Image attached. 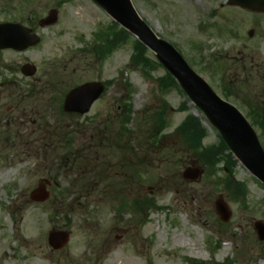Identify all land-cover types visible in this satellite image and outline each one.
<instances>
[{
	"label": "rangeland",
	"instance_id": "rangeland-1",
	"mask_svg": "<svg viewBox=\"0 0 264 264\" xmlns=\"http://www.w3.org/2000/svg\"><path fill=\"white\" fill-rule=\"evenodd\" d=\"M132 1L219 95L250 120L264 115V13L227 0ZM55 8L57 23L41 27ZM112 20L93 0H0V22L41 37L24 51L0 50V264H264L254 228L264 221V185L240 163L229 175L188 149L175 132L195 106L177 87L161 89V65L145 76L131 63V41L103 59L94 54ZM26 62L37 66L35 77L22 75ZM91 81L106 91L90 112L64 113L66 94ZM198 117L204 146L217 145L220 133ZM255 128L264 144V129ZM188 166L202 167L201 178H183ZM228 176L248 187L245 204L225 190ZM44 179L52 180L51 199L32 202ZM219 196L228 222L217 213ZM140 199L156 203L139 209ZM59 228L71 240L53 250L47 237Z\"/></svg>",
	"mask_w": 264,
	"mask_h": 264
},
{
	"label": "water",
	"instance_id": "water-1",
	"mask_svg": "<svg viewBox=\"0 0 264 264\" xmlns=\"http://www.w3.org/2000/svg\"><path fill=\"white\" fill-rule=\"evenodd\" d=\"M111 15L121 27L126 28L156 54L165 69L173 75L185 90L190 101L203 111L209 122L221 133L223 140L228 144L230 151L253 175L264 184V148L259 140L251 122L232 103L222 99L211 88L205 78L200 76L187 63L180 51L168 40L158 36L151 26L138 14L132 0H95ZM229 4L242 6L250 11L264 13V0H228ZM58 9L52 10L41 21V25H54L58 21ZM40 37L26 26L19 23H0V49L16 48L24 50L40 43ZM36 65L26 63L22 73L34 76ZM103 83H84L68 93L64 108L67 112L86 113L92 108L104 90ZM204 170L201 167L188 166L183 171V177L187 180L201 178ZM49 181L41 182L30 192V198L34 202H44L50 197L48 190ZM216 210L221 220L228 222L231 211L228 209L224 198L219 196L216 201ZM255 230L261 241L264 240V221H256ZM49 244L54 249H62L70 241V231L54 229L48 234Z\"/></svg>",
	"mask_w": 264,
	"mask_h": 264
},
{
	"label": "trees",
	"instance_id": "trees-1",
	"mask_svg": "<svg viewBox=\"0 0 264 264\" xmlns=\"http://www.w3.org/2000/svg\"><path fill=\"white\" fill-rule=\"evenodd\" d=\"M109 31H104L103 29L97 34V37L102 40L97 46H95L94 54L99 56V58L103 59L109 53L119 48L124 43L132 42L133 54L131 55V63L135 65L137 68L143 71L144 75L147 76L150 74L149 69H155L158 65H161L159 61L150 59L148 57V48L143 46V44L132 37L125 29L119 27L115 22H112L109 27ZM55 79H58L59 76H54ZM159 84L161 85L162 90H166L168 86H177L176 81L172 78V76L167 72V74L163 77L157 78ZM128 105V104H127ZM128 112H130L131 108L128 105ZM187 103H183L180 105V110H188ZM129 117L130 114L128 113ZM255 116V115H254ZM127 117V121L129 120ZM258 121H256L255 119ZM251 118L253 123L256 125L260 124L264 129V115L259 114L257 117ZM126 121V122H127ZM160 127L157 131L163 130L165 128L164 118L163 116L160 118L158 123ZM206 127L200 122V119L195 116L193 113L188 114L185 119L181 122V125L177 128L176 134L183 140L184 144L188 147L189 150H192L198 156H201L203 161L207 164V166L216 167L219 163H223L225 166L221 169L223 172H228L229 175L233 174L235 168L237 167V161L234 159L233 154L229 152V148L226 143L220 139L219 143L215 146H204L203 139L206 137ZM157 133L153 132V136H156ZM264 135V133H263ZM156 142V141H155ZM67 157V155H65ZM77 158V157H76ZM74 158V159H76ZM224 187L227 192H229L231 198L237 203L245 204L248 195V187L245 183L236 181L233 177L228 176L224 180ZM65 193V192H64ZM63 194V193H61ZM136 207L141 208H150V202L145 200H135Z\"/></svg>",
	"mask_w": 264,
	"mask_h": 264
},
{
	"label": "flooded vegetation",
	"instance_id": "flooded-vegetation-1",
	"mask_svg": "<svg viewBox=\"0 0 264 264\" xmlns=\"http://www.w3.org/2000/svg\"><path fill=\"white\" fill-rule=\"evenodd\" d=\"M242 55H243V54H242ZM248 56H249L248 54L244 53V55H243V58H245V59H246ZM57 140H58V139H57ZM50 143H51V141H50ZM50 143H49V141H47V145H48V146H50V145H51ZM49 144H50V145H49Z\"/></svg>",
	"mask_w": 264,
	"mask_h": 264
},
{
	"label": "bare ground",
	"instance_id": "bare-ground-1",
	"mask_svg": "<svg viewBox=\"0 0 264 264\" xmlns=\"http://www.w3.org/2000/svg\"><path fill=\"white\" fill-rule=\"evenodd\" d=\"M194 112H196L198 115H200V112H198L196 109L194 110ZM179 240H181V239H179Z\"/></svg>",
	"mask_w": 264,
	"mask_h": 264
}]
</instances>
